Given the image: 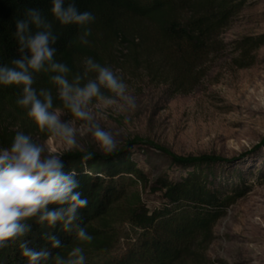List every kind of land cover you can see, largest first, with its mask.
<instances>
[{
  "label": "trees",
  "instance_id": "1",
  "mask_svg": "<svg viewBox=\"0 0 264 264\" xmlns=\"http://www.w3.org/2000/svg\"><path fill=\"white\" fill-rule=\"evenodd\" d=\"M72 2L78 10L89 11L95 17L88 26L87 44L79 42L78 26L60 25L54 20L49 12L50 0H0V64H8L19 55L12 35L15 19L22 17L26 8H39L53 25L58 37L55 59L68 65L69 78L82 70L84 58L91 57L105 66L118 61L115 54L132 66L151 71L185 70L207 53L213 38L227 27L241 5L238 0ZM33 86L50 87L47 74H37ZM19 94V86H0V146L11 142L1 121L13 112H22L15 103ZM53 107H63L54 89ZM133 152L145 160L166 161L168 167L191 171L178 177L144 172L131 160ZM86 153L91 154V159L83 160L85 153L80 152L61 156L65 170L77 173L78 190L88 200L75 222L93 237L82 245L86 264L193 263L197 250L209 244L214 227L234 198L233 193L222 197L225 190L210 169L217 159L211 156L182 158L138 138L112 153ZM144 192L160 194L157 208L148 209L142 199ZM29 223L32 230L27 237L0 246V264H26L20 255V241L28 239L30 246L39 248L46 232L67 246L56 250L62 255L77 243L71 234L60 230L59 224L47 229L33 221Z\"/></svg>",
  "mask_w": 264,
  "mask_h": 264
},
{
  "label": "rangeland",
  "instance_id": "2",
  "mask_svg": "<svg viewBox=\"0 0 264 264\" xmlns=\"http://www.w3.org/2000/svg\"><path fill=\"white\" fill-rule=\"evenodd\" d=\"M238 2L227 27L189 69L151 71L118 54L117 62L105 65L135 99L134 108L120 111L103 110L97 101L89 105L94 122L113 135V151L99 150L91 135L84 134L85 122L75 121L63 107L62 121L78 133L77 147L70 151L37 128L23 109L1 121L3 130L9 139L18 131L30 134L45 154L60 156L88 151L105 155L138 138L182 158L214 157L217 164L210 169L225 190L222 197L233 193L234 198L209 244L197 250L190 264H264V0ZM131 160L155 175L178 177L191 171L145 160L136 152ZM142 199L152 210L160 194L144 192Z\"/></svg>",
  "mask_w": 264,
  "mask_h": 264
},
{
  "label": "clouds",
  "instance_id": "3",
  "mask_svg": "<svg viewBox=\"0 0 264 264\" xmlns=\"http://www.w3.org/2000/svg\"><path fill=\"white\" fill-rule=\"evenodd\" d=\"M49 12L60 25L78 26L79 42L88 43V26L95 19L91 12L78 10L72 0H50ZM14 25L12 35L19 55L8 64H0V86H19L16 105L37 128L70 151L77 147L78 133L62 121L61 109L53 107L54 89L63 109L75 121L85 122L84 134L91 135L97 148L113 151V135L94 122L89 105L97 101L103 110L134 108L135 99L127 94L123 80L91 57L84 58L82 70L69 78L68 65L55 59L58 37L53 25L39 8H26ZM41 73L47 74L50 87L33 86L36 75ZM82 158L89 160L91 154L85 153ZM79 187L77 173L65 170L60 155L45 154L30 134L16 132L9 145L0 146V246L27 237L32 230L29 221L47 229L59 224L60 230L71 234L72 241L77 243L62 255L56 250L67 246H62L51 232L43 234L44 244L39 248L22 239L20 255L26 264H86L82 245L90 243L93 237L75 223L80 210L88 205Z\"/></svg>",
  "mask_w": 264,
  "mask_h": 264
}]
</instances>
